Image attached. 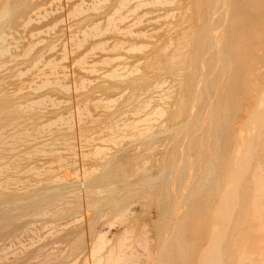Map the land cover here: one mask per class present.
I'll list each match as a JSON object with an SVG mask.
<instances>
[{
  "label": "rangeland",
  "instance_id": "obj_1",
  "mask_svg": "<svg viewBox=\"0 0 264 264\" xmlns=\"http://www.w3.org/2000/svg\"><path fill=\"white\" fill-rule=\"evenodd\" d=\"M199 1L0 0V264H264V0Z\"/></svg>",
  "mask_w": 264,
  "mask_h": 264
},
{
  "label": "bare ground",
  "instance_id": "obj_2",
  "mask_svg": "<svg viewBox=\"0 0 264 264\" xmlns=\"http://www.w3.org/2000/svg\"><path fill=\"white\" fill-rule=\"evenodd\" d=\"M216 1H217L216 4H217V5H220V4L218 3L220 0H216ZM220 2H221V1H220ZM224 2H225V1H224ZM213 3H214V1H212V0H201V1H199V2L197 3V10H195V11L198 12V14H199L198 16H200L199 18H200L201 21H202L201 25H199V26L204 27V26H206V24H204L203 21H205V23H207V22L209 21L208 19H207V21H206V18H205V17H206V14H211V13L213 14V13H215L213 9H212L213 11H212V10H207V11H209L210 13H207V11H206V9H207L208 7H210ZM208 9H209V8H208ZM224 11H225V10H224ZM225 12H226V11H225ZM216 13H218V12L216 11ZM213 15H214V14H213ZM219 15H220V14H219ZM208 16H209V15H207V18H208ZM210 16H211V17H210V19H211V18H212V15H210ZM2 17H3V16H2ZM220 17H223V16L220 15ZM220 17H219V18H220ZM197 19H198V18H197ZM224 19H225V18H224ZM236 19H237V18H236ZM211 21H212V20H211ZM217 21H218V20H217ZM198 22H199V19H198ZM198 22H197V23H198ZM209 22H210V21H209ZM209 22H208V23H209ZM210 23H211V22H210ZM219 23H220V19H219ZM219 23H218V24H219ZM203 25H204V26H203ZM216 25H217V24H216ZM221 26H222V25H221ZM209 27H210V24H209L208 28H209ZM205 28H206V27H205ZM205 28H204V31L207 30V28H206V29H205ZM201 29H203V28H201ZM211 29H212V28H211ZM211 29H210V30H211ZM218 29H219V28H218ZM218 29H217V30H218ZM215 30H216V29H215V27H214V31H215ZM217 30H216V31H217ZM211 32H213V30L209 31V33H211ZM198 33H199V32H198ZM212 34H214V32H213ZM218 34H219V33H218ZM215 35L217 36V34H214L213 36H215ZM196 36H197V35H196ZM216 36H215V39H216V43H217V40H218V39L216 38ZM219 36H220V35H219ZM219 36H217V37L219 38ZM189 37H190V36H189ZM192 37H193V36H192ZM193 38H194V37H193ZM183 39H184V37H183ZM191 39H192V38H191ZM209 39H210V38H209ZM184 40H185V39H184ZM193 40H195V38H194ZM185 41H186V40H185ZM188 41H189V40H188ZM188 41H187V42H188ZM220 41H221V40H220ZM192 42H193V41H192ZM212 43H215V41L212 42ZM184 44H185V43H184ZM192 44H193V43H192ZM187 45H188V44H187ZM211 45H212V44H211ZM219 45H220V44H219ZM209 46H210V45H209ZM213 47H214V45H213ZM213 47H212V48H213ZM216 48H217V44H216ZM218 48H219V47H218ZM208 49H209V48H208ZM219 49H221V48H219ZM219 49H218V53L220 52ZM209 50H210V49H209ZM194 53H195V52H194ZM219 54H221V53H219ZM183 55H185V54H183ZM193 55H194V54H193ZM179 56H180V55H179ZM189 56H191V58H192V54L189 55ZM172 58H173V57H172ZM177 58H179V57L177 56ZM217 58L219 59L218 55H217ZM174 59H175V58H174ZM189 59H190V58H189ZM196 61H197V60H196ZM211 61H212V60H211ZM218 61H219V60H218ZM203 64H204V63H203ZM196 65H198V64H196ZM215 65H216V64H215ZM217 65H218V64H217ZM190 66H191V65H190ZM222 66H223V65H222ZM190 68H192V67H190ZM187 69L189 70V68H187ZM193 69H194V68L191 69V72H192ZM195 70H196V69H195ZM201 71H202V70H201ZM196 72H197V71H196ZM224 72H225V70H224ZM187 73H188V72H187ZM203 73H204V72H203ZM223 74H224V73H223ZM208 76H209V75H208ZM224 76H225V74H224ZM224 76H223V77H224ZM194 79H195V78H194ZM203 79H204V77L202 76L201 80H202L203 82L201 81V82H199V84H201V83H206ZM208 79H209V78H208ZM208 79H207V80H208ZM199 80H200V79H199ZM191 81H192V80H191ZM212 81H213V80H212ZM196 82H197V81H195V83H196ZM188 84H190V83L188 82ZM197 86H198V85H197ZM197 86L194 85L193 88H194V87H197ZM215 86H216V85H215ZM198 88H199V87H198ZM198 88H196V89H198ZM196 89H195V90H196ZM199 90H200V89H198L196 92H198ZM199 92H200V91H199ZM199 92H198V93H199ZM207 92H208V91H207ZM200 95H201V94H200ZM193 97H194V96H193ZM209 98H210V97H209ZM193 99H194V98H193ZM196 99H197V98H196ZM196 99H195V100H196ZM201 99H202V98H201ZM212 99H213V98H212ZM225 99H226V98H225ZM209 100H210V99H209ZM211 101H212V100H211ZM197 103H198V102H197ZM211 103H212V102H211ZM207 107H208V106H207ZM262 125H264V124H262ZM252 127H253V126H252ZM208 130H209V129H208ZM209 131H210V130H209ZM245 148H246V147H245ZM181 149H182V147H181ZM190 163H191V162H190ZM177 166H178V165H177ZM231 166H232V165H231ZM190 167H192V166L190 165ZM192 168H193V167H192ZM192 168H191V170H192ZM229 168H230V167H229ZM233 168H234V167H233ZM231 169H232V168H231ZM179 171H180V169H179ZM189 172H190V171H189ZM208 172H210V171H208ZM210 174H211V172H210ZM212 174H213V173H212ZM207 175H209V173H208ZM217 176H218V175H217ZM204 178H207L206 175H205ZM234 186H236V184H235ZM234 189H236V188H234ZM228 190H231V188L228 189ZM232 190H233V189H232ZM230 192H231V191H230ZM230 192H229V193H230ZM233 192H234V191H233ZM233 192H231V193H233ZM227 193H228V192H227ZM227 193H226V194H227ZM227 195L231 196L232 194H231V195H230V194H227ZM233 195H234V193H233ZM227 198H228L229 200H231L230 197L227 196ZM222 199H223V198H222ZM224 202H225V201H224ZM224 202H222L223 205H224ZM226 203H227V202H226ZM227 204L231 205V203H227ZM229 205H228V208H229V209H225V208L223 207L225 210L220 206V208H222V210L225 211V213H224L222 210H220V211H222V214L224 213V214L226 215L227 210H228V212H229V215L231 214V211H229V210H231V208H230ZM224 206H225V205H224ZM218 214H219V213H218ZM227 214H228V213H227ZM219 219H221V218H219ZM219 219H218L217 221L220 222L221 220H219ZM227 220H228V219H227ZM217 221H216L215 224H217ZM228 221H229V220H228ZM221 222H222V221H221ZM220 224H221V223H220ZM218 225H219V224H218ZM214 226H215V225H214ZM220 227H221V226H220ZM216 229H217V228H216ZM223 229H224V228H223ZM216 236H217V235H216ZM216 236H215V238H217ZM217 239H218V238H217ZM217 239H215V241H214L215 243L217 242ZM217 245H218V244H217ZM214 246H215V245H213V247H214ZM215 247H216V246H215ZM212 249H213V248H212ZM213 251H214V253H215V251H217V247L215 248V250H212L211 252H213ZM209 255H214V254H209ZM205 256H207V255H205ZM214 256H216V255H214ZM207 257H209V256H207ZM210 258H211V257H210ZM210 258L208 259V261H210ZM213 258H214V257H213ZM216 258H217V256H216ZM211 260H212V258H211ZM217 260H218V259H217ZM212 261H215V262H213V263H218V262L216 261V259H213ZM208 263H210V262H208ZM208 263H207V264H208ZM219 263H220V262H219ZM219 263H218V264H219ZM203 264H206V262H203Z\"/></svg>",
  "mask_w": 264,
  "mask_h": 264
}]
</instances>
